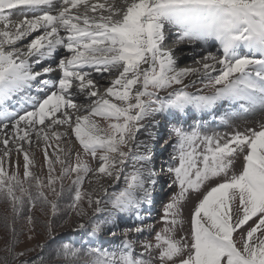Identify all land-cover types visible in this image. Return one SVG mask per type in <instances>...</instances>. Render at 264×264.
I'll return each instance as SVG.
<instances>
[{
    "label": "snow or ice",
    "instance_id": "obj_1",
    "mask_svg": "<svg viewBox=\"0 0 264 264\" xmlns=\"http://www.w3.org/2000/svg\"><path fill=\"white\" fill-rule=\"evenodd\" d=\"M80 7L83 13L74 14ZM14 11L32 17L13 30ZM0 23L5 28L0 31V131L12 122L11 135L0 140V202L10 205V215L0 214V224L11 232L0 264H51L56 258L60 264H264V124L222 136L208 134L202 124L188 130L181 123L185 114L205 112L219 101H246L244 112L264 108V0H133L126 9L89 0H0ZM165 24L178 27L179 40L191 42L193 52L200 42L202 67L178 66L173 50L165 48ZM28 37L26 51L15 47ZM211 41L219 42L223 58L204 47ZM6 45L15 50H5ZM109 76L114 79L101 93V82ZM198 83L203 89L196 88ZM77 97L90 101L87 114L71 111L80 110ZM97 116L115 122L101 127ZM158 116L172 125L171 152L159 171L153 162L159 137L151 131L164 126ZM72 133L84 156L99 153L97 168L74 147L71 163V152L61 141L67 145ZM137 133L148 138L140 140ZM33 137L45 142L46 180L34 171ZM14 152L16 171L10 173ZM240 159L244 163L237 171ZM129 163L135 169L130 183ZM90 173L113 185L123 177L126 187L114 197L102 184L84 190ZM73 174L65 186L64 179ZM161 174L168 177L167 188L179 192L169 195L162 216L166 226L156 234L157 243H144L137 254L139 236L153 227L142 217L151 211ZM206 185V193L199 195ZM192 190L198 199L187 235L175 239L176 226L183 223L182 202ZM61 198L71 201L69 212L77 210L85 218L74 229L78 241H58L46 224L47 244L16 251L15 223L21 213L28 209L31 225L32 208L50 206L55 214ZM113 244L119 247H105ZM37 248L52 249L49 258L27 259Z\"/></svg>",
    "mask_w": 264,
    "mask_h": 264
},
{
    "label": "rangeland",
    "instance_id": "obj_2",
    "mask_svg": "<svg viewBox=\"0 0 264 264\" xmlns=\"http://www.w3.org/2000/svg\"><path fill=\"white\" fill-rule=\"evenodd\" d=\"M123 6H125V5L120 4L117 7H123ZM105 15H106V13H105ZM28 18H30V17H28ZM216 74H213V75H216ZM204 83H207L206 78L204 79ZM174 87L179 88L180 86L177 85ZM203 87H204L203 83H198L196 85V88L203 89ZM196 88L189 87L187 90L191 91V92H195ZM204 91H205V94H208V90H204ZM115 102L119 103V101H115ZM88 103H90V102H88ZM85 105H87V103ZM244 106L247 107V105H244ZM258 109H259V111H258ZM234 110H235V112L241 113L243 115L235 116V114H234L235 112H231V113H229L230 115L221 119L220 114H219V116H216L214 113L212 115V117L210 118V120L211 119L215 120L216 123H213L211 125L206 124L204 122H203V124L200 123V120H198V118H196V117H194L191 120L192 123H194L195 125H191L190 123L188 125H186V124H183V125L186 129L191 130V127H199L202 124L203 125L202 130L206 131L210 135L213 133H216V134H220L222 136H228V135L234 134L236 131L245 132L249 129L259 130L260 126L262 124H264V109L262 111V109L257 107V108H255V110H250V112L246 115L244 114V111L242 110L241 107L240 108H234ZM256 111H258V112H256ZM255 112H256V114H255ZM259 113H260V115H259ZM77 115H79V114L77 113ZM229 116L231 118L228 120V123L225 124L224 121H222V120H225ZM94 118L99 122L101 127H107L109 123L115 122V121H105L104 119H102L101 117H98V116L94 117ZM218 119H219V121H218ZM189 120H190V118L188 119V122H189ZM220 121H222V122L220 124H218ZM222 123H224V124H222ZM56 130L59 131V128ZM67 131H70V130H67ZM165 138H168L167 140L169 143L172 142L169 140V135L165 136ZM173 139H174V137H173ZM51 143L54 145L55 141H51ZM160 144H161V142H159V147L161 146ZM61 146L68 148L69 151L71 152V163L73 165L75 164V151H79L81 153L82 159L86 160L90 167L95 169L99 166V153H98L96 158H92L91 156H84L82 146H80L78 140L75 139L74 133H72L71 137L68 139V144L65 145L63 140H62ZM28 147L29 146H27V144H26L25 148L28 149ZM73 147H74L75 151H73ZM44 148H45V142H44L43 138L41 137V138H39L38 141H37V139H35V142L33 143V146L31 147L30 151L35 156L36 164L34 167V171H36L38 175H40L42 178H44L46 180L47 179V161L45 160L44 155H43ZM202 149H203V145H201L197 149V152L201 151ZM48 151H49L50 155L53 154V149L51 147L48 149ZM2 152H3V150H0V153H2ZM170 152H171V149L167 148V147L165 148V150L160 152L162 154H160V163H158L159 169H160L161 163L166 162L168 160ZM16 160H17V157H16V154L14 152L13 156H12L13 167L9 169L10 173L16 171V168H15ZM19 162L21 165L20 172L22 175V172H23V167H22L23 166V156L22 155L19 157ZM198 162H202V157L199 158ZM243 163H244L243 159L236 161L235 162V169L237 171H239V169L243 166ZM201 166H202V164H201ZM56 167H57V174H59V165H57ZM134 170L135 169L132 167L131 163H129L125 169L126 173L129 174V183L131 182L130 174L132 172H134ZM74 178H75V174H73V176L71 178H65L64 179L65 186L70 184L71 179H74ZM98 179L99 180L102 179V182H103V180L107 179V177H97V176H94L90 173L88 175V177L85 178V183L83 185V189L88 190L91 187L99 186V182H98L99 180ZM167 179H168L167 176H163L162 181H160L156 186L155 194H157V191L160 192L161 184H162V190H163L162 197L159 198V206H157L158 210L156 211V213L153 217V220H151V222H146V225L151 224L153 226L152 229H149L147 231L148 234L146 232L145 235H143L142 237L140 235L138 242L134 245V249H135V252L137 254L143 251L142 245L144 243L150 242L151 244L155 245L157 243L156 234L160 233L162 231V229L166 226L164 224L163 219H162L163 213L165 211V205H166V203L170 202V200H169L170 193L179 192L178 187H176L174 189H168L167 188L166 183H165L167 181ZM214 182L215 181H212L211 183H214ZM101 184H103V183H101ZM209 186L210 185H206L205 187H203L200 190L199 195L202 196L203 194H205L206 191L208 190ZM57 187H59V185H57ZM125 187H126V183L122 177L120 182L118 184H116L114 188H111V190H108V194L112 195L114 197L120 191H122ZM49 198L53 199V197H51V196ZM197 199H198V197H197L196 191L192 190L188 194V200L186 202H182V204H184L185 206L182 209V217H180L179 219H182L183 223L176 226L177 230H176L175 237H174L175 239H180L182 236L187 235V231L189 228V224H188L189 214H190V211H191L193 205L197 203ZM85 208L87 210L86 202H85ZM71 212H72L71 215H68L67 218L61 223V225H59V227H60L59 229H56L55 227H53L51 225L53 235L58 240H63L66 243H73V242L78 241L79 237L74 232V229L77 227L78 223L84 222V220H85L84 217H80L77 215V210H73ZM35 214H36V217L39 218L41 221H43L45 224H48V223L51 224L50 220H51V216L53 214L51 208L47 207L46 209H43L42 211H36ZM169 219H171V217H169ZM129 221H132V220H129ZM24 227H25V231H24V234H23L21 242H20L19 251H23L25 249H30V248H35L37 244L45 245L47 243V240H49L47 229H45V227H42L41 229H39L38 227L36 228L35 221L33 222V224L30 225L28 223V220H27ZM30 229H31V231H30ZM243 230L244 229H241L240 231H243ZM2 237H3V235L1 236V234H0V247H2V244H3V238ZM235 238H236V233H234V239ZM105 247L115 249V248L119 247V245H116V244L105 245ZM39 251H40V249L37 248L36 251L30 252L28 256L32 257L35 254H37ZM145 258H146V256H145Z\"/></svg>",
    "mask_w": 264,
    "mask_h": 264
},
{
    "label": "bare ground",
    "instance_id": "obj_3",
    "mask_svg": "<svg viewBox=\"0 0 264 264\" xmlns=\"http://www.w3.org/2000/svg\"><path fill=\"white\" fill-rule=\"evenodd\" d=\"M131 2H133V0H89V3H104V4H106V6L107 5H111V4H116L117 6H119L120 4H124L125 6H123L125 9H126V7H127V5L129 4V3H131ZM136 2H138V0H136ZM77 11H79L80 13H83V11H84V8L83 7H80L79 9H73V13L75 14ZM107 14V13H106ZM90 15H99V13H95V14H93V13H90ZM23 17H32V13L31 12H20V11H14V14L11 16V22H12V26H13V30H14V25H16V24H18V23H20L21 21H22V18ZM5 30V28H4V26H3V24L2 23H0V31H4ZM38 33H33L32 34V37H34L35 35H37ZM32 37H28L25 41H23V42H18L17 43V45L15 46V47H19L20 48V50H22V51H26L27 49L25 48V45L32 39ZM167 39H169V37L167 38ZM164 44H165V42H164ZM214 46V48L216 47V46H218V44H216V43H214L213 41H211L208 45H204V47L205 48H207L208 50H210V47L211 46ZM193 45H191V46H189V47H184L183 48V50L184 51H181V49H179V50H176V51H173L174 52V55L176 56V58H177V63H178V66L180 65V66H182V68H185V67H189V68H199V67H202V63H200V62H198V61H200V59H201V57H200V55H199V52L201 51V48H200V42H198L197 44H195V46L197 47V52H193L192 50H191V47H192ZM5 50H15L14 49V47L13 46H7L6 45V49ZM210 51H212V53L214 54V55H216L218 58H223L222 57V52H215V49H212V50H210ZM179 54H183V58H182V61L180 62L179 61V58H178V55ZM195 56V60H193V57ZM205 62H208V63H211V61H205ZM213 74H216V73H213ZM55 75H59V73H56ZM111 79H114V77H112V76H109L108 77V79H106V80H104V81H102L101 83L104 85V87H102V88H100V92L101 93H103L105 90H106V87L108 86V84H109V81L111 80ZM189 79H194V78H189ZM93 99H95V98H93ZM88 102H90V101H86L83 97H77L76 98V103H77V105H78V108L80 109L79 111H77V110H75V109H73V110H71L75 115H77V113L79 114V115H84V114H86V112L84 111V108L87 106V105H85L86 103H88ZM223 105H224V103H223V101H219L218 103H217V105L216 106H214V108H216V109H219V108H222L223 107ZM26 107H28V105H25ZM257 108V107H256ZM260 109H262V111H263V109L264 108H261V107H259ZM211 110H213V108L211 109ZM250 111V110H249ZM258 111H259V109H258ZM258 111H256V112H258ZM256 112H255V114H256ZM192 114L189 116V117H186V120H188L189 118H191L193 115L195 116L196 115V113L194 112V111H192L191 112ZM205 113H207V112H205ZM254 113V112H253ZM22 114V113H21ZM186 115H188V114H186ZM259 115H260V113H259ZM206 118V119H205ZM211 118V116L209 115V116H202V118L201 119H205V121H206V124H209V125H211V124H213V123H215L214 121H210L209 119ZM95 119V118H94ZM96 120V119H95ZM212 120V119H211ZM97 121V120H96ZM222 121H224V120H222ZM222 121H220L218 124H220ZM11 121H9V128L8 129H5V130H3V131H0V140H2L3 138H4V134L5 133H7V134H9V135H11ZM97 123H99L98 121H97ZM222 124H224V123H222ZM221 124V125H222ZM59 128V131L61 130V132H63V131H67L68 129H66L65 127H58ZM57 128V129H58ZM62 128V129H61ZM137 136H138V138L140 139V140H146L148 137H147V135L146 134H144V135H142V134H140V133H137ZM41 138V137H40ZM35 137H33V143L35 142ZM26 145V144H25ZM28 146V145H27ZM167 148H169L168 146H167ZM0 150H3V147L2 146H0ZM160 157V156H159ZM99 180V179H98ZM99 182V186L101 185V183H103L102 185H104L105 187H107L108 188V190H111V188H114L115 187V185H113L112 183H111V181L109 180V178H107V179H105V180H103V182H102V179L101 180H99L98 181ZM99 186H96V188L97 189H99ZM163 192V191H162ZM162 195V194H161ZM145 214H147V213H145ZM146 216V215H145ZM146 221V220H145ZM129 223H133L134 222V220H132V221H128ZM246 227V226H245ZM147 232V231H146ZM145 232V233H146ZM145 233L143 234V235H145ZM147 234H148V232H147ZM143 235H141V237L143 236ZM108 239H110V237L108 238Z\"/></svg>",
    "mask_w": 264,
    "mask_h": 264
},
{
    "label": "trees",
    "instance_id": "obj_4",
    "mask_svg": "<svg viewBox=\"0 0 264 264\" xmlns=\"http://www.w3.org/2000/svg\"><path fill=\"white\" fill-rule=\"evenodd\" d=\"M72 195L74 196V193H72ZM71 201L69 199H64L61 198L58 203L60 204V208L59 210L54 214H52L51 216V225L53 227H55L56 229H59V225H61V223L67 218L68 215H71L72 212L68 211V205ZM47 207H44L43 209H46ZM48 208H50V206H48ZM41 208L40 204H37L35 208L31 209V215L33 217V220L35 221V226L36 228L38 227L39 229H41L42 227H45V223L43 221H41L39 218L36 217L35 212L36 211H42L43 210ZM8 212L10 215V205L8 203L5 202H0V214ZM27 215H28V209L26 208L24 210L23 213H21L19 219H17L16 223H15V227L18 231V244L16 245V251H19L20 248V242L22 239V236L24 234L25 231V223L27 222ZM50 224V223H48ZM42 225V226H41ZM22 229V232L20 231ZM46 229V227H45ZM0 234L1 236L3 235V244L2 247H0V256H3L5 253L3 252V249L5 248L6 244L9 243L11 241V232L9 229H6L5 227H3L2 224H0ZM58 240V239H57ZM59 241V240H58ZM49 242V240H47V243ZM46 243V244H47ZM59 246L56 244L52 245V249H57L58 250ZM52 249H48L47 251H42L40 249V251L35 254L34 256H28L27 259L31 260L35 257H37L38 255L42 256L45 259L49 258V253L52 251ZM36 264H40V261L37 260ZM51 264H60V259L56 258L55 260H52Z\"/></svg>",
    "mask_w": 264,
    "mask_h": 264
}]
</instances>
